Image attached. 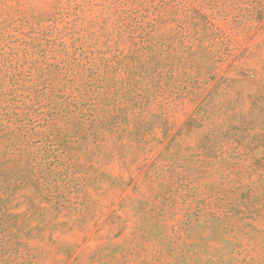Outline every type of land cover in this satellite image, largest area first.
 <instances>
[{
    "label": "rangeland",
    "instance_id": "rangeland-1",
    "mask_svg": "<svg viewBox=\"0 0 264 264\" xmlns=\"http://www.w3.org/2000/svg\"><path fill=\"white\" fill-rule=\"evenodd\" d=\"M0 264H264V0H0Z\"/></svg>",
    "mask_w": 264,
    "mask_h": 264
}]
</instances>
